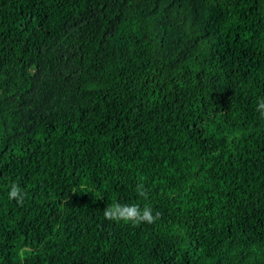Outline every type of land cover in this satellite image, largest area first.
I'll list each match as a JSON object with an SVG mask.
<instances>
[{"label": "trees", "instance_id": "trees-1", "mask_svg": "<svg viewBox=\"0 0 264 264\" xmlns=\"http://www.w3.org/2000/svg\"><path fill=\"white\" fill-rule=\"evenodd\" d=\"M260 98L264 0H0V264H264Z\"/></svg>", "mask_w": 264, "mask_h": 264}, {"label": "clouds", "instance_id": "clouds-1", "mask_svg": "<svg viewBox=\"0 0 264 264\" xmlns=\"http://www.w3.org/2000/svg\"><path fill=\"white\" fill-rule=\"evenodd\" d=\"M256 111L260 118L264 119V98H260L256 104ZM136 193L139 197L147 198L148 191L143 183L136 185ZM26 193L21 189L18 183L13 182L8 191L9 200H16L17 203H23ZM103 215L106 219L113 222H123L132 226H139L141 223L152 224L158 219L159 213L153 214L151 207H141L139 204L128 203H111L103 210Z\"/></svg>", "mask_w": 264, "mask_h": 264}]
</instances>
